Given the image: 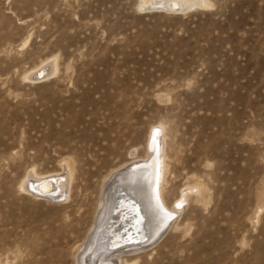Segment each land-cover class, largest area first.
Here are the masks:
<instances>
[{"label":"rangeland","instance_id":"obj_1","mask_svg":"<svg viewBox=\"0 0 264 264\" xmlns=\"http://www.w3.org/2000/svg\"><path fill=\"white\" fill-rule=\"evenodd\" d=\"M151 1L0 0V264H78L102 180L155 131L187 196L123 264H264V0ZM68 168L60 199L20 189Z\"/></svg>","mask_w":264,"mask_h":264},{"label":"bare ground","instance_id":"obj_2","mask_svg":"<svg viewBox=\"0 0 264 264\" xmlns=\"http://www.w3.org/2000/svg\"><path fill=\"white\" fill-rule=\"evenodd\" d=\"M203 4V0H154L140 3L139 6L141 9L175 11L187 10ZM55 60L48 62L47 71L44 64L39 68H33L34 70L25 74V78L39 81L35 80L38 76L34 77V73L40 72L43 78L55 73L57 69ZM149 142V151L144 158H137L131 153L130 160L112 168L102 180L96 213L81 247L82 252L78 254V264L125 263L123 257L129 252L144 248L149 245L150 240L155 242L160 238L168 228L166 221L174 218L178 212L177 206L182 205L187 196L186 192H182L180 200H173V205L168 204L162 187L167 174V164L156 131ZM32 172H29L26 178L23 177L20 189L33 195L54 199H60L65 195V186L73 176L71 169L67 175L63 174L64 177L55 179L45 175V177H37L35 171L33 172L35 175L32 176ZM113 208H117L115 213L119 214L114 215ZM119 217L121 218L118 220ZM112 219H117L119 226L115 227Z\"/></svg>","mask_w":264,"mask_h":264},{"label":"water","instance_id":"obj_3","mask_svg":"<svg viewBox=\"0 0 264 264\" xmlns=\"http://www.w3.org/2000/svg\"><path fill=\"white\" fill-rule=\"evenodd\" d=\"M166 10H168V9H166Z\"/></svg>","mask_w":264,"mask_h":264}]
</instances>
